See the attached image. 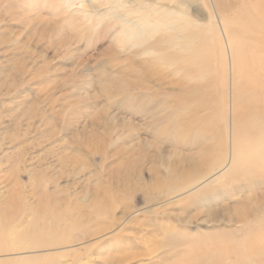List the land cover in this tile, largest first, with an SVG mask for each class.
Here are the masks:
<instances>
[{
    "label": "rangeland",
    "instance_id": "374dc122",
    "mask_svg": "<svg viewBox=\"0 0 264 264\" xmlns=\"http://www.w3.org/2000/svg\"><path fill=\"white\" fill-rule=\"evenodd\" d=\"M248 1L0 0V264H264Z\"/></svg>",
    "mask_w": 264,
    "mask_h": 264
},
{
    "label": "bare ground",
    "instance_id": "6f19581e",
    "mask_svg": "<svg viewBox=\"0 0 264 264\" xmlns=\"http://www.w3.org/2000/svg\"><path fill=\"white\" fill-rule=\"evenodd\" d=\"M249 1L245 5H243V3H241L240 8L238 7V9L241 12V16H242V21H241L242 24L240 27L241 31H242V29H245V28L248 29V31L247 30L244 31V33H245L244 36H241L240 38H242L244 43H246V44L243 43L244 44L243 45L244 46V48H243L244 52L250 51V55H248L249 58H248L247 62L249 63V66L252 68V69L250 68L252 70V71H250L251 74L252 73L254 74V75H252V78H253V80L255 79L257 81V84L260 83V85H261V87L259 86V88H256L257 91H256V89H254V91L252 93V94H254V96L252 98L256 97L255 98L256 100L259 99L261 101H264V0H253V2H251V1L249 2ZM215 3H216V6L218 8H220L221 10L223 9L222 8L223 7L222 6V0H215ZM249 8H250L252 14L250 12H248ZM246 15H247V17H245ZM172 16H173V12H170V13L168 12L164 16V18L171 20ZM148 17H149L148 15H143V17H140L138 19V22L135 25L137 34L136 33L132 34V32L130 30H127V29L125 30V32H127L128 34L131 33L132 35L131 34L130 35L135 36V37H138L139 35L143 34L146 30H148V29L144 28L146 26V24L148 23ZM164 20L160 19L157 21L159 27H166L167 24L164 22ZM174 21L171 22L172 25L174 24ZM178 21H180V20L178 19ZM184 22L186 24L189 23L188 21H185V20H184ZM172 25H171V27L173 28L174 26H172ZM173 29H176V28L174 27ZM242 33H243V31H242ZM145 34H147V33H145ZM189 41H190V39H189ZM249 43H250V46L248 45ZM187 47L186 48L189 51H191V49L193 51H197V49H194L193 44L188 43ZM237 50H239V49H237ZM235 51H236L235 48L231 49V56H232V62H233L232 67H233V70L236 69L235 70L236 73L234 75L235 79L233 80L232 91H233L234 95L236 96L237 93H240L241 91H246V89H245L246 84L244 85V83H245V80L248 78L249 73H247V72L245 73V71H242L240 69V63H239V60L236 59V57H235V55L237 54ZM241 56H242V54H241ZM167 59H168V61L170 60L168 57H167ZM178 61H179V65L177 64V68L179 70L183 69L184 67L181 66L183 61L180 59ZM247 71H249V70H247ZM242 81H243V83H242ZM253 88L254 87H250V89H253ZM239 110L240 109L238 107H235L233 109V117H232V124H231L232 128H233L232 129V152L234 155H236L238 153L240 154V152H242V150H240V148H239L238 141L243 140L245 135L248 134L247 130L243 129L244 127H246L249 124L250 125L253 124V125H256L257 127H262L264 129V117H263V115H260L259 113H256V114L253 113L252 115H249L248 119L246 118L247 121H245L244 119L243 120L240 119L241 113L243 116L244 112L241 111V113L239 114ZM261 134L264 135V130ZM245 147L247 148L248 146H245ZM263 148H264V146H263ZM37 220H39V219H37ZM37 220L34 221L36 223V225H37ZM41 223H42V221H41ZM41 226H39V227L37 226L38 230H40V231L43 230V228H41ZM58 227H59L58 223L54 222V224L51 228L53 230H56V229H58ZM247 237H248V235H247ZM249 238H250V240H255V241L257 240L258 243H261V240L264 241V237L262 239H260V238L257 239V237L255 238L254 236L252 237V235H251V237L249 236L248 239ZM251 251L254 253L260 254V255L264 254V244L261 246L259 245L257 247H254L253 250H251ZM32 264H34V263H32Z\"/></svg>",
    "mask_w": 264,
    "mask_h": 264
}]
</instances>
